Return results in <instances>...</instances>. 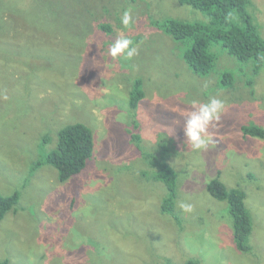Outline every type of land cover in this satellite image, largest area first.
<instances>
[{"label": "rangeland", "instance_id": "rangeland-1", "mask_svg": "<svg viewBox=\"0 0 264 264\" xmlns=\"http://www.w3.org/2000/svg\"><path fill=\"white\" fill-rule=\"evenodd\" d=\"M36 1L46 16L10 17V32L0 38L10 54L0 53V194L20 195L16 211L0 220V260L160 264L194 258L199 264H264V138L243 134L252 124L264 129V63L254 72L251 60L238 61L212 43V72L192 73L181 57L184 43L151 23L167 17L206 22L203 13L177 0ZM60 6L85 20L56 22ZM247 9L264 39V0H250ZM125 11L133 19L129 28L121 23ZM100 25L110 26L111 33ZM124 36L138 55L112 58L110 45ZM71 38L79 40L74 49L67 47ZM225 71L233 76L229 88L219 83ZM137 78L144 96L134 128L129 94ZM212 97L223 100L225 109L209 128L212 142L194 151L183 130L185 116L193 100L206 103ZM73 122L93 133L86 167L64 183L51 166L29 174L41 152L55 147L57 130ZM132 132L140 135L141 149L161 154L176 171L181 228L161 214L165 186L142 174L150 177L153 169L132 143ZM217 175L227 187L246 192L253 216L248 254L234 247L226 204L206 191ZM179 200L193 211H180Z\"/></svg>", "mask_w": 264, "mask_h": 264}, {"label": "trees", "instance_id": "trees-1", "mask_svg": "<svg viewBox=\"0 0 264 264\" xmlns=\"http://www.w3.org/2000/svg\"><path fill=\"white\" fill-rule=\"evenodd\" d=\"M47 1L50 2V0ZM177 1L181 6H189L193 10L203 13L207 18L206 22L184 21L167 17L161 21L152 20L151 23L175 41L184 43L185 48L181 57L192 73L197 76H206L212 72L215 66V56L209 50L212 43L221 44L223 49L238 61L251 60L254 72L263 65L264 39L259 34L253 15L247 9L250 0ZM42 5L46 6L44 3ZM64 8L66 7L58 8L56 22L61 19L85 20V17L81 15L72 17ZM47 13L46 8H40L36 0H0V38L4 39L10 32L12 26L10 17L29 20L31 17H45ZM78 16L82 18L76 19ZM100 28L106 35L112 30L108 25H100ZM71 39V41L68 40L67 47L74 49L79 40ZM1 46L0 53L10 55L8 48ZM232 81L233 76L229 71L223 72L219 79L221 87L226 88L232 85L230 84ZM143 96L142 81L137 78L134 80L129 94V108L134 128H137L134 114ZM243 134L264 138V129L252 124L243 127ZM131 140L140 150L143 160L153 169L150 177L148 172L142 171V174L151 180L162 182L165 186L166 194L160 204L161 214L169 216L176 226L181 228L182 222L175 209L178 192L176 171L163 157H160L161 154L158 157L153 152L141 149L140 135L137 132L131 133ZM45 141L46 138H43L44 143ZM93 147V133L87 125L81 122L65 124L57 130L55 147L49 151L41 152L38 159L31 164L29 174L39 167L51 166L57 170L58 182L64 183L86 167L92 156ZM206 191L214 200L226 204L227 211L232 218V241L235 249L243 254L250 253L252 250L250 238L253 230V216L245 204L246 192L240 187H227L218 175L208 181ZM19 197L18 192L6 196L0 194V220L9 211H16ZM0 264L9 263L7 260H0ZM160 264H199V261L188 258L184 262L174 263L169 259H162Z\"/></svg>", "mask_w": 264, "mask_h": 264}, {"label": "clouds", "instance_id": "clouds-1", "mask_svg": "<svg viewBox=\"0 0 264 264\" xmlns=\"http://www.w3.org/2000/svg\"><path fill=\"white\" fill-rule=\"evenodd\" d=\"M121 23L125 28L131 27L133 19L130 11L124 12ZM108 54L112 58L123 56L125 59L131 60L138 55V47L131 38L124 36L116 39L110 45ZM191 103L192 110L185 116L183 130L187 144L195 151L206 148L212 142L213 134L209 132V128L219 123L225 109V102L212 97L206 103L196 100ZM177 208L184 213L193 211V205L184 200L177 201Z\"/></svg>", "mask_w": 264, "mask_h": 264}]
</instances>
